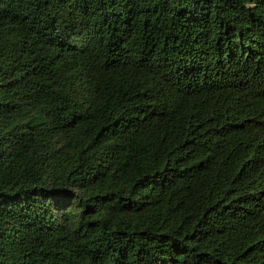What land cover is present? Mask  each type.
Listing matches in <instances>:
<instances>
[{
	"label": "trees",
	"instance_id": "trees-1",
	"mask_svg": "<svg viewBox=\"0 0 264 264\" xmlns=\"http://www.w3.org/2000/svg\"><path fill=\"white\" fill-rule=\"evenodd\" d=\"M0 264H264V0H0Z\"/></svg>",
	"mask_w": 264,
	"mask_h": 264
}]
</instances>
